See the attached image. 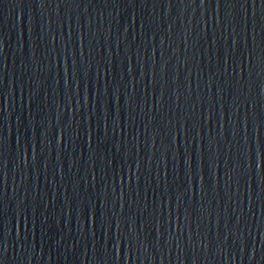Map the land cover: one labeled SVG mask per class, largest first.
<instances>
[{
  "label": "water",
  "instance_id": "obj_1",
  "mask_svg": "<svg viewBox=\"0 0 264 264\" xmlns=\"http://www.w3.org/2000/svg\"><path fill=\"white\" fill-rule=\"evenodd\" d=\"M0 264H264V0H0Z\"/></svg>",
  "mask_w": 264,
  "mask_h": 264
}]
</instances>
